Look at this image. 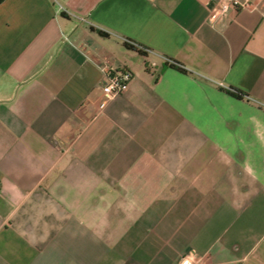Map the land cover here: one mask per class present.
Returning a JSON list of instances; mask_svg holds the SVG:
<instances>
[{
	"label": "crops",
	"instance_id": "obj_1",
	"mask_svg": "<svg viewBox=\"0 0 264 264\" xmlns=\"http://www.w3.org/2000/svg\"><path fill=\"white\" fill-rule=\"evenodd\" d=\"M216 1L0 0V264H264V0Z\"/></svg>",
	"mask_w": 264,
	"mask_h": 264
},
{
	"label": "built area",
	"instance_id": "obj_2",
	"mask_svg": "<svg viewBox=\"0 0 264 264\" xmlns=\"http://www.w3.org/2000/svg\"><path fill=\"white\" fill-rule=\"evenodd\" d=\"M244 3L238 0H217L209 9L207 21L213 24V27L218 32L223 30V22L227 17L229 9L243 6ZM123 42L137 49L145 50L134 42L123 39ZM101 72L103 80L100 84V91L106 98H111L121 93L126 87L131 78V73L125 68L115 69L112 67L102 66ZM177 264H205L196 255L181 254Z\"/></svg>",
	"mask_w": 264,
	"mask_h": 264
},
{
	"label": "trees",
	"instance_id": "obj_3",
	"mask_svg": "<svg viewBox=\"0 0 264 264\" xmlns=\"http://www.w3.org/2000/svg\"><path fill=\"white\" fill-rule=\"evenodd\" d=\"M125 46H127V47H129V48H133V49H135V47H133V46H131V45H128V44H126V43H125ZM138 51H139V50H138ZM139 52H140V51H139ZM170 65L174 66L173 63H171Z\"/></svg>",
	"mask_w": 264,
	"mask_h": 264
}]
</instances>
